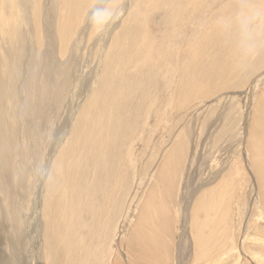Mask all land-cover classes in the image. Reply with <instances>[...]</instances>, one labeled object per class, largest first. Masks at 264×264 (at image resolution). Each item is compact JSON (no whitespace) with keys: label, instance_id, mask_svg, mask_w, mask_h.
Masks as SVG:
<instances>
[{"label":"bare ground","instance_id":"1","mask_svg":"<svg viewBox=\"0 0 264 264\" xmlns=\"http://www.w3.org/2000/svg\"><path fill=\"white\" fill-rule=\"evenodd\" d=\"M95 1L0 0V185L8 183L7 187L11 191L18 192L20 198L26 200L23 207L24 214L15 210L10 212L13 214H8L9 218L4 212L0 215V243H3L1 246L10 245L8 248L13 258L4 255L0 248V264H27L28 258L26 259L24 249L30 237L34 236L32 234L38 230L40 214L41 218L43 215L46 264H111V257H109L111 247L107 241L112 232L111 226L121 217L123 210L129 208V205L131 207L135 197L130 196L134 176H147L153 162H156L154 160H158H153V155L143 158L139 161L141 165L137 168L135 162L130 164L133 161L128 158L129 155L126 156L125 153V156H122L123 149L127 151L133 146L141 130L143 131L139 135L141 143L143 141L147 143L151 137L150 134H153L149 133L150 125L146 128V121H140L139 114L140 110L149 107L148 104L151 102L149 95L158 85L154 81L157 76V63L151 67L148 61L144 60L146 56L140 57L133 51L143 44L141 38L131 45H126L118 37V23H114V17H111V10L116 0H100L96 4ZM201 1L170 0L174 3L175 10L182 7L185 12L189 10L190 5L199 4ZM20 7L23 9L22 14L19 12ZM262 7L263 5L256 9L251 7L248 11L238 14L239 20L235 22L229 20L231 16L215 23L211 22L213 24H210L211 27L204 35L201 51L191 64L188 62L175 64L177 69L172 77L171 86H177V80L181 75L180 83L184 85L201 79L202 83L215 84L216 79L236 73L240 74L237 86L243 85L248 76L264 60V7L263 9ZM39 8L48 11L54 18V22H51L50 17H46L45 23L38 25ZM185 12H177L176 19L189 22L190 18H184ZM247 17L260 20L255 36L245 33L244 21ZM131 30L136 32L134 28ZM139 31L143 41L146 42V31L140 28ZM33 32L42 37L37 48L34 46ZM87 45L90 46L87 47ZM254 53H257L256 58L248 59ZM220 56L224 59L222 65ZM48 64L55 68L51 70V75H61L64 80L60 91L46 89L41 81L43 73L49 70L46 66ZM68 66H70L69 69ZM87 66L90 67L89 70ZM129 66L136 70L132 77L125 76V70ZM206 68L208 70H205ZM57 69L58 72L55 71ZM202 71L204 72L201 73ZM66 95L76 98H68ZM191 98L194 96L187 93L177 104L184 110ZM62 108L67 109L66 115L59 112ZM256 110V127L253 133L257 139L252 137V141L257 140L256 143L258 142L260 146L264 140V94L257 101ZM175 115L177 117V110ZM174 129L171 132L174 133ZM49 138H52L50 149L63 148L55 161L53 175H50L51 184H54L57 179L54 173L58 172L61 177H66L68 171L70 188L61 187L59 190V194L66 201L64 206L60 207L62 199L57 191L58 184L51 187V202L43 198L42 205L40 199L42 191L35 190L33 181L30 186L31 191L34 187L33 205L29 208L28 199L31 193L25 195L22 191L29 190V179H27L29 163L34 155L38 154L34 153L32 146L37 144L43 147L41 143L45 145L46 139L49 140ZM186 149L184 145L177 152L165 153L163 159H160L164 165L160 164L159 171L157 170L154 176L155 181H151L153 185H150L147 193L145 192V197L148 198V207L152 206L151 209L155 210L156 206L163 208L158 200L168 182L170 192L175 195L174 198L180 196L179 203L182 210L187 209L189 205L188 209L195 207L188 220L191 229L187 231V234L197 239L198 245L194 246L196 248L194 260H207L213 251L222 253L225 240H217L221 245L220 248L216 240L208 242L206 233H201V227H212L214 221L212 220L211 224L208 219L207 221L198 220L200 202L196 200L191 204L189 201V197L193 196L191 195L193 179H189L190 176H186V180L182 179L183 176H178L174 168L169 171L168 164L178 166L180 162H183L182 167L186 168L184 162L186 156H182V151L184 153L189 151ZM103 150L104 152L101 153ZM259 150L257 151L261 157ZM46 155L45 150L41 151L39 161L41 165L47 162L49 167L52 159ZM184 168L179 170L181 174L185 172ZM213 170H209L212 178L213 175L215 176ZM258 175L264 200V173L258 172ZM179 179L182 181L177 184ZM224 185L226 186V182ZM157 186H162V190L159 191ZM205 196L203 197L206 198ZM198 197L195 198L200 199ZM203 208L201 206V209ZM151 209L144 218L146 208L142 207L139 211L138 217L141 218L140 223L143 225L151 218L149 216ZM212 213L213 211L211 215L209 214L210 217H213L215 212L213 215ZM200 214L203 215V213ZM222 217L223 214L220 213L216 221L219 223ZM170 218L169 215L165 219L170 220ZM205 218L208 217L205 216ZM227 218L226 220H229ZM227 224L225 222V225ZM142 231L144 232L143 229ZM82 232H84L83 235ZM144 234L140 236V228H137L128 237L132 250L129 258L132 264H161L162 258L157 256L156 249L161 250L166 246L167 239L164 238V233L153 226L147 234ZM202 234L205 235L202 236ZM204 237L207 242L203 240ZM22 249L23 255H21ZM117 254L113 264H122V255L118 251Z\"/></svg>","mask_w":264,"mask_h":264},{"label":"rangeland","instance_id":"2","mask_svg":"<svg viewBox=\"0 0 264 264\" xmlns=\"http://www.w3.org/2000/svg\"><path fill=\"white\" fill-rule=\"evenodd\" d=\"M99 2L100 0H96L95 4ZM170 4L172 5L170 6ZM197 4L190 5L188 7L189 10L185 12L182 10V7L175 10L174 3H171L170 0H116L111 10V17H114L113 22L115 21L114 23H118V37L126 45H131L141 38L143 44L133 49V51L140 57L141 55L146 56L144 60L148 61L147 63L150 64L151 67L157 63V76L154 78V81L158 84L149 95L151 100L150 104H148L149 107L140 110L139 114L140 121H146L145 127L147 128V126L150 125L149 128H151V130L149 133L153 134H150L151 137L148 142V136L146 134L145 138H147V143L144 141L141 143L139 139V135L143 132L141 130L139 135L136 136L134 141L135 144L133 143V146L127 151L125 149L122 151V156H125V153L127 154L126 156L131 155L130 157L128 156V158L133 161L130 164L135 162L137 168L141 165L139 161L143 158L153 155V157L151 156L152 159L158 160H154L156 162H153V166L148 171L147 176H134L132 194L130 196L135 197L133 198L131 207L129 205V208L125 209L126 211L123 210L121 217L111 226L112 232L107 239L111 247V253L109 255V257H111V264H113L115 255H118L117 251L122 255V259L120 258L122 264H132L129 258L132 250L130 249L128 237H130L132 231L134 232L137 228H140V236L144 233L147 234L153 226L158 227V229L164 233V238L167 239L166 246L162 248L163 251L162 249H156L157 256L162 258L161 264H264V200L261 195V183L258 175V172L259 174L264 173V155L262 156V154H264V140L262 142L263 144L260 143L262 146H259L258 142L256 143L257 140H254L255 142L252 141L256 136L253 133V129L256 127V103L260 99V96L264 94V60L261 62V65L251 73L252 75L250 74V76H248L241 86H237L240 76L239 73L220 77L216 79L217 82L215 84H212V82L202 83L201 79L191 84L184 85V83H180L181 75L177 80V86H171L172 77L177 69L175 64H181L182 62L191 64L192 60L201 51L204 35L213 24L211 22L215 23V21L227 19L229 16H231L229 20L234 22L238 21V14L248 11L251 7L255 9L262 5L264 7V0H202L201 3ZM205 7L207 9H205ZM19 12L21 14L23 13L22 7H20ZM38 12V25L45 23L46 17H50L51 22H54V18L44 8H39ZM177 12H185L184 18H190L191 20L189 19V22L186 23L182 19H176ZM195 18H197V20ZM259 23V18L252 19L251 17H247L244 21L245 33L255 36L257 32L256 27L258 28ZM132 28H134L136 32L132 31ZM139 28L146 31V42L143 41ZM40 39H42V37L36 32H33L35 48L39 47ZM88 46L90 45H87V47ZM254 54L248 57V59L252 58V60H254L257 53ZM230 56L232 57L231 51ZM219 59L222 60V65L224 59H222L221 56ZM46 66L49 70L43 73L41 81L46 89L60 91L64 84V80L61 78V75H51V70L55 69L53 66L50 64ZM69 68L70 66H68V69ZM87 69L89 70L90 67L87 66ZM205 70H208V68ZM218 70L222 73L219 68ZM55 71L58 72L59 70L57 69ZM135 71L134 67L129 66L127 70H125V76L129 75L132 77L135 75ZM203 72L204 71L201 73ZM187 93L192 94L194 98L190 99V101L193 100L192 102L188 101L186 103L187 108L183 110L177 103ZM66 96L68 98L75 97L72 95ZM171 102L173 103L172 106ZM164 103L165 105H163ZM176 110L177 117L175 115ZM59 112L66 115L67 109L62 108ZM173 129L174 133L171 132ZM254 139L257 138L255 137ZM184 140L186 141L181 143ZM51 142L52 138H49V140L46 139L45 145L41 143L43 147L37 144L32 146L33 151H35L34 153H38V157L34 155L33 159L30 160V169L27 173L29 190L28 192L22 191L25 195H30L31 193L28 199L29 208L33 205L32 191L34 187L32 191L30 188L33 181L36 186L35 190L42 191L40 197L42 205L43 198L51 202L52 186L54 187L58 184V194L60 193L59 190L61 187L70 188L68 171L66 172V177H61L58 172L54 173L57 179L54 184H51L50 175L53 172L55 161L63 149H50ZM250 143H252V146H250ZM184 145L189 150L185 153L181 150L182 156H186L184 159L186 166H184L186 168L188 167V170L182 167L184 163L180 162L178 166L168 164L169 171L174 168L178 176H183L182 179L185 178L186 180V176H190L189 179H193V192H191L193 196L192 198L189 197V201H191V204L196 200L200 202L198 220L207 221L208 219V222L211 224L214 221L212 226L213 229L212 227L202 228L201 225H199L202 229L201 233H206L207 239H209L208 242L225 240V248L223 247L224 250H222V253L221 251L220 253L213 251L207 260H194L193 257L196 249L194 246L198 245L196 242L197 239L187 234V231L191 229L188 220L191 218V214L195 207L193 206L188 209V207H190L189 205L187 209L185 208L182 210L181 204L179 203L180 196L176 199L174 198L175 195H172L170 192L168 182L163 190L164 192L160 195V200H158L163 208L160 209L156 206L155 210L151 209L152 206L148 207V198L145 197V192L149 191L150 185H153L152 182L155 181L154 176H156V171L159 169L160 164L162 166L164 165L160 159H163L165 153L177 152L178 149ZM251 148H253V150ZM259 148L260 150L263 149V151H260ZM43 150L46 151V156L52 159L49 167H47V162H44L42 165L40 164L39 155ZM257 150L261 152V157H259L260 153H258ZM103 152L104 150L101 153ZM154 155H156V157ZM259 160L262 161L260 162ZM257 167H260V170ZM183 168L185 172L181 174L179 170ZM209 170L215 171V176L213 175V178L212 174H209ZM176 173L174 174L176 175ZM182 179H179L177 184H179ZM225 182L226 186L224 185ZM7 185L8 183L0 185V215L4 212L5 216L9 218L8 216L13 214L10 212H14L15 210H18L20 214H24L23 207L26 203L25 198H20L17 194L18 192L11 191ZM181 186L182 184L180 187ZM161 187L162 186H157V189L161 191ZM193 187L195 189L197 188L196 191ZM204 195H206V198L203 197ZM59 196L62 199L60 202L61 207L65 205L66 201L60 194ZM195 197L200 199H196ZM129 199L130 197L128 200ZM204 200L207 201L205 202ZM208 200L211 201L209 202ZM201 206L202 208L205 206L204 208L206 210L204 208L201 209ZM209 206H211V209H209ZM142 207L146 208V213L143 218L146 216L148 210H152L149 214L151 218H149L144 225L140 223L141 218L138 217L140 216L139 211ZM210 211H213V213L215 212L214 215L212 213L213 217H210ZM153 213L155 214L153 215ZM200 213H203V215ZM220 213L223 214L222 219L225 221L223 222L221 219L218 223L216 218ZM167 214L171 216L170 220L165 219L169 216ZM205 216L208 218H205ZM42 218L40 214L39 223L37 224L39 225L38 230L36 233H33L32 235L34 236H31L29 239L33 245L28 241L24 249L26 259L28 258L27 264H46V260H44ZM161 218L167 225L163 223ZM226 218L229 220H226ZM225 222L228 224L225 225ZM207 229L209 230L207 231ZM83 234L84 232H82V235ZM183 235L184 239H182ZM204 235L205 234H202V236ZM32 238L34 239L32 240ZM191 238L194 240L192 241ZM203 240L206 241L205 237ZM2 244L0 243V248L1 251L3 250V254L12 258L9 249L10 245L7 244V246L4 244L1 246ZM29 246L30 248H28ZM218 246L219 248L221 247L220 243H218ZM24 250L22 249L21 255L24 254ZM251 251H253V253ZM134 253L136 255V252ZM228 261L230 262L228 263Z\"/></svg>","mask_w":264,"mask_h":264}]
</instances>
